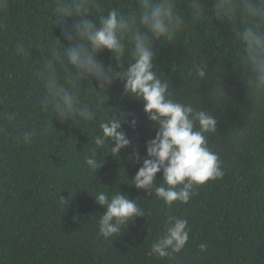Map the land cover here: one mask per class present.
Instances as JSON below:
<instances>
[{
    "label": "trees",
    "instance_id": "trees-1",
    "mask_svg": "<svg viewBox=\"0 0 264 264\" xmlns=\"http://www.w3.org/2000/svg\"><path fill=\"white\" fill-rule=\"evenodd\" d=\"M108 2L119 7L134 0ZM51 4L11 0L7 27L0 30V111H17L28 125L46 119L34 105L40 94L34 73L43 60L38 49L26 58L16 54L15 46L18 41L39 46L50 37L66 43L62 28L50 23ZM208 7L211 15L212 0ZM153 50L155 70L174 98L195 99L217 120L208 146L218 154L225 175L198 186L188 203L168 206L130 185L140 167L128 159L131 148L121 150L119 159L105 156L96 174L89 170L85 159L98 123L73 128L70 120L52 118L53 128L45 125L48 131L31 145L0 135V264H264V102L250 94L242 77L231 27L214 19L189 22L175 44L154 41ZM100 59L115 65L107 51ZM197 64L206 68L201 82L188 75ZM93 87L99 90L95 82ZM106 95V108L136 120L135 130L127 123L122 129L145 156L155 130L143 103L127 97L119 80ZM117 190L151 215L135 218L119 236L104 241L97 236L104 209L93 197ZM170 216L188 222L189 240L180 253L157 258L151 246L166 233ZM201 243L207 245L204 252H199Z\"/></svg>",
    "mask_w": 264,
    "mask_h": 264
},
{
    "label": "clouds",
    "instance_id": "clouds-1",
    "mask_svg": "<svg viewBox=\"0 0 264 264\" xmlns=\"http://www.w3.org/2000/svg\"><path fill=\"white\" fill-rule=\"evenodd\" d=\"M10 9L11 0H0V30L7 27ZM51 9L50 23L62 28L66 43L50 37L39 46L22 41L15 46L16 54L26 58L33 48L40 52L43 62H37L34 73L40 94L34 105L46 119L28 125L15 110L0 111V135L31 145L48 131L45 125L52 127V118L70 120L71 127L98 123L99 132L92 136L85 159L89 170L96 174L105 156L119 159L121 150L131 148L128 159L140 167L130 185L148 197L154 194L168 206L188 203L198 194V186L225 175L218 154L208 146L217 120L195 99L174 98L169 83L155 70L153 42L175 44L189 22L198 25L214 19L231 27L239 43L242 77L250 94L264 102V0H212L211 15L208 0H185L183 7L180 0H134L119 7L108 0H52ZM105 51L114 66L100 59ZM188 75L201 82L206 68L197 64ZM117 80L127 97L143 103V112L155 130L154 138L146 141L143 157L122 129L127 123L135 130L136 120L128 121L130 113L104 106L106 92ZM157 173H161L159 181ZM93 198L104 209L97 227V236L104 241L119 236L135 218L151 215L119 190L111 195L98 191ZM168 224L166 233L151 246L157 258L180 253L189 240L185 219L170 216ZM206 248L205 243L198 245L199 252Z\"/></svg>",
    "mask_w": 264,
    "mask_h": 264
}]
</instances>
